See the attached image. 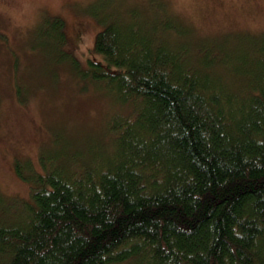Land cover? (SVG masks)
Listing matches in <instances>:
<instances>
[{
    "label": "trees",
    "instance_id": "1",
    "mask_svg": "<svg viewBox=\"0 0 264 264\" xmlns=\"http://www.w3.org/2000/svg\"><path fill=\"white\" fill-rule=\"evenodd\" d=\"M164 10L107 13L74 58L113 110L88 146L16 161L30 192L0 205V264H264V33L195 38Z\"/></svg>",
    "mask_w": 264,
    "mask_h": 264
},
{
    "label": "rangeland",
    "instance_id": "2",
    "mask_svg": "<svg viewBox=\"0 0 264 264\" xmlns=\"http://www.w3.org/2000/svg\"><path fill=\"white\" fill-rule=\"evenodd\" d=\"M153 3L191 26L195 38L264 33V0H0V205L14 210L29 198L17 160L38 169L53 144L52 152L67 142L85 147L102 133L113 107L82 89L73 60L86 67L107 13ZM53 18L65 24L67 45L58 49Z\"/></svg>",
    "mask_w": 264,
    "mask_h": 264
}]
</instances>
